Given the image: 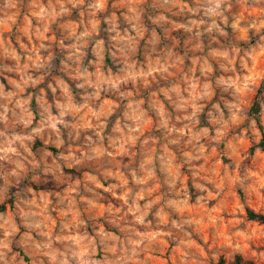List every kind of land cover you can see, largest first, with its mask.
I'll list each match as a JSON object with an SVG mask.
<instances>
[{
  "label": "clouds",
  "instance_id": "clouds-1",
  "mask_svg": "<svg viewBox=\"0 0 264 264\" xmlns=\"http://www.w3.org/2000/svg\"><path fill=\"white\" fill-rule=\"evenodd\" d=\"M0 264H264V0H0Z\"/></svg>",
  "mask_w": 264,
  "mask_h": 264
}]
</instances>
